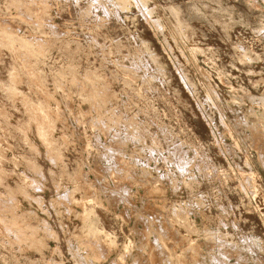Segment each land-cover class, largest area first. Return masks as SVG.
<instances>
[{
  "label": "rangeland",
  "instance_id": "374dc122",
  "mask_svg": "<svg viewBox=\"0 0 264 264\" xmlns=\"http://www.w3.org/2000/svg\"><path fill=\"white\" fill-rule=\"evenodd\" d=\"M0 264H264V0H0Z\"/></svg>",
  "mask_w": 264,
  "mask_h": 264
}]
</instances>
